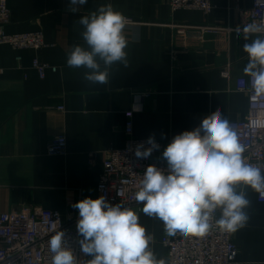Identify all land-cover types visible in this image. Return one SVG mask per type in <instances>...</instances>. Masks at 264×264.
<instances>
[{"label":"crops","instance_id":"0c3cea01","mask_svg":"<svg viewBox=\"0 0 264 264\" xmlns=\"http://www.w3.org/2000/svg\"><path fill=\"white\" fill-rule=\"evenodd\" d=\"M108 3L131 21L125 28L128 65L114 64L109 84L101 86L85 81L86 69L70 68L66 59L73 45L83 43L80 16ZM212 3L206 15L172 12L169 0H88L77 13L69 11V0H9L6 32L40 31L46 48L0 46V213L39 206L65 218L71 209L78 213L76 202L98 198L104 153L125 147L130 111L135 137L154 136L166 146L217 109L228 121L244 119L248 98L236 91V80L248 77V58L243 37L232 29L239 25L237 9H251L252 0ZM207 27L223 31L201 35ZM36 59L57 72L48 70L41 79L32 68ZM226 70L229 78L222 76ZM57 136L68 140L66 155L49 156L48 142ZM241 188L251 205L248 225L233 234L237 263L264 264V203L250 187ZM138 214L153 237V252L167 262L163 222ZM89 259L84 255L79 264Z\"/></svg>","mask_w":264,"mask_h":264},{"label":"clouds","instance_id":"9594fccd","mask_svg":"<svg viewBox=\"0 0 264 264\" xmlns=\"http://www.w3.org/2000/svg\"><path fill=\"white\" fill-rule=\"evenodd\" d=\"M87 3L69 0V11L77 13ZM78 22L83 43L70 48L67 66L86 69L85 81L106 86L114 64L128 65V18L108 3L80 16ZM232 31L245 41L243 51L248 62L243 72L250 78L252 99L258 100L264 97V17L237 25ZM249 127L264 129V113L251 119ZM145 143L150 146L137 145V158H149L160 147L154 136ZM246 152L232 124L217 109L204 116L193 130L173 137L162 153L167 170L147 166L135 200L142 203L143 214L163 222L170 237L179 233L203 238L213 227L234 234L250 219L246 209L251 201L241 186L264 195V169L251 163ZM72 207L79 213L76 228L81 237L80 250L90 257L86 264H167L153 252V237L133 208L123 203L113 205L105 196L87 197ZM218 210L220 216L216 218ZM48 250L51 264H77L64 231L51 235Z\"/></svg>","mask_w":264,"mask_h":264},{"label":"built area","instance_id":"2783aa9c","mask_svg":"<svg viewBox=\"0 0 264 264\" xmlns=\"http://www.w3.org/2000/svg\"><path fill=\"white\" fill-rule=\"evenodd\" d=\"M9 0H0V46H10L14 51H39L46 48L44 34L40 31L26 34L10 35L6 28L11 22ZM172 12L179 10L201 11L210 14L214 10L212 0H169ZM239 25L259 21L264 17V0H252L251 9H237ZM131 21H129L130 23ZM229 30V29H226ZM220 28H201L200 34L220 33ZM229 32V31H228ZM248 58V57H247ZM18 64L21 58L17 57ZM32 68L39 73L41 79L46 78L48 70L57 72L56 67L33 62ZM222 76L229 78V71H223ZM236 91L244 93L248 98V113L244 119L229 121L246 148V157L253 164H260L264 169V129L249 127V121L257 114L264 113V97L252 99L250 78L236 80ZM148 96L147 94L143 97ZM60 112L63 107H58ZM134 112L126 113L125 147L120 150L106 151L103 175L98 184V193L105 196L113 205L123 203L142 212V203H137L135 193L147 166L155 165L167 170V161L162 158L166 147L161 141L155 140L159 149L154 150L151 157L137 158L135 150L138 144L144 143L149 147L147 139L134 136ZM67 141L64 136L50 139L47 145L49 156H64L67 150ZM258 200L264 203V195L258 194ZM218 212L215 213L218 218ZM79 213L74 210L63 218L59 213L44 210L38 207H24L20 211L0 213V264H51V253L48 250V240L57 231L65 232L68 246L77 257V264L84 254L80 250L76 224ZM164 226V224H163ZM162 244L167 249L168 264H238V248L234 243L233 234L223 233L218 228L213 229L203 238L181 234L170 237L163 227Z\"/></svg>","mask_w":264,"mask_h":264}]
</instances>
